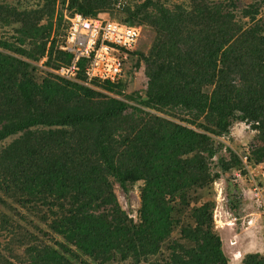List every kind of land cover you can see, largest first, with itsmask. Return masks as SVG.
<instances>
[{"label": "trees", "instance_id": "obj_1", "mask_svg": "<svg viewBox=\"0 0 264 264\" xmlns=\"http://www.w3.org/2000/svg\"><path fill=\"white\" fill-rule=\"evenodd\" d=\"M183 1L0 0V264H228L209 189L242 166L217 156L236 122L264 164L263 0ZM63 7L151 35L115 83L65 80L44 69L71 58ZM115 184L137 187L135 219ZM239 264H264V245Z\"/></svg>", "mask_w": 264, "mask_h": 264}, {"label": "built area", "instance_id": "obj_2", "mask_svg": "<svg viewBox=\"0 0 264 264\" xmlns=\"http://www.w3.org/2000/svg\"><path fill=\"white\" fill-rule=\"evenodd\" d=\"M67 22L58 49L70 54L69 62L53 71L57 76L74 80L81 69L89 85L93 79L115 83L122 76L128 51L142 37L141 25H128L109 17L83 16L78 12L64 16ZM82 63V65L80 64ZM242 166L232 173L258 216L264 223V164L249 163L241 156Z\"/></svg>", "mask_w": 264, "mask_h": 264}, {"label": "rangeland", "instance_id": "obj_3", "mask_svg": "<svg viewBox=\"0 0 264 264\" xmlns=\"http://www.w3.org/2000/svg\"><path fill=\"white\" fill-rule=\"evenodd\" d=\"M170 1L173 3L184 2L183 0ZM240 1L248 3L254 0ZM261 7L262 12L264 13V0ZM56 9H60V6H57ZM62 13L63 16L68 14L66 8H62ZM11 32L12 31H10V33ZM150 35V32L145 29L137 46H144ZM126 66L129 67V63L127 61L125 62V67ZM136 74L138 75L137 79L139 81L136 84V87H139L143 82L142 67L138 69V72ZM220 140L224 144V147H222L217 156L222 157L228 156V151L226 150V148L236 151V153H238L240 156L244 153V156H247L248 148L259 144L257 133L244 122L234 123V125L230 129L229 134L227 136L221 137ZM216 158L217 157L213 158L214 161L216 160ZM232 171L233 169L231 168L226 172V174L220 175V177L215 179L213 184L210 186L209 192L211 193L210 196L214 201L213 221L215 229L221 238L222 250L228 260V264H239L243 254L253 251H262L264 245V223L258 216L254 206H252L250 201L246 199L247 196L241 192L242 190L240 184H238L239 182L235 183L232 181V173L234 172ZM227 179L231 183H233V185H235L237 190H241L240 193L242 196L240 195V200L237 199L242 205V217L239 221L236 220L235 216L231 213V211H228L227 208ZM114 192L116 194L120 207L130 217L135 219L137 216L136 211L140 203L137 187H131L126 192H124L118 185L115 184ZM248 220L253 221L248 224ZM246 221L247 224H245ZM28 228L33 229L31 226H29ZM3 235L4 233L1 232L0 243L4 242L7 239V237ZM18 251L20 250L18 249Z\"/></svg>", "mask_w": 264, "mask_h": 264}, {"label": "clouds", "instance_id": "obj_4", "mask_svg": "<svg viewBox=\"0 0 264 264\" xmlns=\"http://www.w3.org/2000/svg\"><path fill=\"white\" fill-rule=\"evenodd\" d=\"M65 16V15H64ZM64 19H65V17H64ZM65 21H66V19H65ZM61 37V36H60ZM46 59V56H44L42 59H41V61L39 62V66H41V64L43 63V61ZM62 65H64V64H62ZM59 66H61V65H59ZM59 66H57L56 68H47V67H45L44 69L45 70H47L48 72H50V73H52L53 75H56L55 73H53V71L55 70V69H57ZM81 70V69H80ZM83 74V73H82ZM84 75V74H83ZM57 76V75H56ZM59 77V76H58ZM61 78V77H60ZM63 79V78H62ZM76 79V78H75ZM74 79V80H75ZM65 80H67V79H65ZM243 156V155H242ZM240 161H241V159H240ZM242 164V163H241ZM241 168V166L239 167V168H235V169H240ZM234 168H233V171L235 170ZM232 171V172H233ZM238 191V193H239V195H241V193H240V191L239 190H237ZM222 192V191H221ZM242 196V195H241ZM262 221V220H261ZM252 221L251 220H248V224L249 223H251ZM263 222V221H262Z\"/></svg>", "mask_w": 264, "mask_h": 264}, {"label": "water", "instance_id": "obj_5", "mask_svg": "<svg viewBox=\"0 0 264 264\" xmlns=\"http://www.w3.org/2000/svg\"><path fill=\"white\" fill-rule=\"evenodd\" d=\"M247 223V221L245 222V224Z\"/></svg>", "mask_w": 264, "mask_h": 264}, {"label": "crops", "instance_id": "obj_6", "mask_svg": "<svg viewBox=\"0 0 264 264\" xmlns=\"http://www.w3.org/2000/svg\"><path fill=\"white\" fill-rule=\"evenodd\" d=\"M253 221V220H252ZM247 224V223H246ZM250 224V223H249Z\"/></svg>", "mask_w": 264, "mask_h": 264}]
</instances>
